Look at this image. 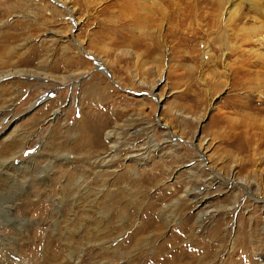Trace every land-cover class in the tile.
Returning <instances> with one entry per match:
<instances>
[{
  "label": "rangeland",
  "instance_id": "374dc122",
  "mask_svg": "<svg viewBox=\"0 0 264 264\" xmlns=\"http://www.w3.org/2000/svg\"><path fill=\"white\" fill-rule=\"evenodd\" d=\"M250 3L183 0L218 25L175 39L127 0H0V164L18 174L0 196L19 197L0 205V264H264Z\"/></svg>",
  "mask_w": 264,
  "mask_h": 264
},
{
  "label": "bare ground",
  "instance_id": "6f19581e",
  "mask_svg": "<svg viewBox=\"0 0 264 264\" xmlns=\"http://www.w3.org/2000/svg\"><path fill=\"white\" fill-rule=\"evenodd\" d=\"M129 1H131V2H129ZM182 1L183 0H127L128 4H130V5H128V6H130V8H127V9L132 11V13H131V11H129V12L131 13V15L134 14L133 15L134 17H137V14H138V15H141V16L144 15L145 19H150L151 21L152 20H159V22H163L165 20L167 22V24H168V27L166 29V33L164 34L165 37H170V38H175L176 39V37L185 36L187 38H192L193 37V33H192L193 31L192 32H188L189 30L188 31L186 30L187 31L186 33L180 31V28L182 27V25L184 26L187 21L189 23L195 24L198 19L202 20L203 18H206V17H210V18H213V17L211 15L203 12V9L205 7H201L200 5L197 6V7L191 6V5H186L185 7H183L182 4H179ZM120 5H122V4H120ZM249 5H250V8L248 9V12L250 11V13H253V16H251V17H253V18H256V17L264 18V9H263L264 7L262 8L261 6L257 5L256 3H250ZM118 6H119V2H118ZM217 6H218V8H220L219 4ZM125 10H126V7H125ZM217 10L218 9H216V11ZM139 13H141V14H139ZM227 14H228V18H226V20H225V27L224 28H226L229 25L227 23H231L232 22L234 24L235 21L240 20V18H241L239 9L236 10L235 8H231L227 12ZM216 21L217 20H215L213 18V20H210L209 24H211L212 26H216V25H218V23ZM201 22H203V21H201ZM206 25H207V23H206ZM185 29H186V27H185ZM259 29H264V23L263 22L261 23V26H259V27H251V28L240 27L239 28V30H247V31H250L253 34H255L257 32V30H259ZM195 31H196V29H195ZM246 32L244 31L243 33L246 34ZM240 33H242V31ZM239 43H241V42H239ZM262 43H263V40H262ZM153 45H155V44H153ZM138 46H139V44H138ZM140 46H142V45H140ZM149 46H150V44H149ZM157 47L153 46L151 49L154 50ZM159 47H161V46H159ZM236 47H238V46H236ZM146 48H147V46H146ZM261 55H262V57L264 59V54H261ZM96 63H98V62H96ZM84 130L87 131V128L85 127ZM11 167L12 166H9V164L7 162H2L0 164V182L3 181V180H7L9 183L12 182V184H11L12 187L17 189V185L14 183V181L16 180V178H18V176H17L18 174L15 175L14 173H12L13 170L12 171L10 170L11 172H8ZM5 171H7V174L2 173V172H5ZM8 182H6L5 184H8ZM23 182H25V181L23 180ZM22 186H23V184H22ZM22 186L20 187V189L24 188ZM8 196H9V200H7V201H6V198L3 197V195L0 196V205L1 206L2 205L8 206V209H9V208H11V206H13V204L17 203L19 197H17L13 192L12 193L11 192L8 193ZM8 216L10 217V215H8Z\"/></svg>",
  "mask_w": 264,
  "mask_h": 264
},
{
  "label": "water",
  "instance_id": "95a60500",
  "mask_svg": "<svg viewBox=\"0 0 264 264\" xmlns=\"http://www.w3.org/2000/svg\"><path fill=\"white\" fill-rule=\"evenodd\" d=\"M39 103V102H38Z\"/></svg>",
  "mask_w": 264,
  "mask_h": 264
}]
</instances>
